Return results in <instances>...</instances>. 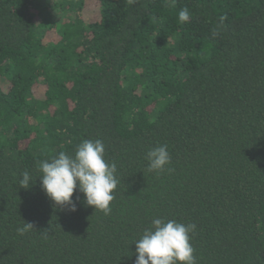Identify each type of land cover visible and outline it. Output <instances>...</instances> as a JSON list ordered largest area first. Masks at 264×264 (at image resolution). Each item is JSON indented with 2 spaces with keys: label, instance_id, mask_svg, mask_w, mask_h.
I'll list each match as a JSON object with an SVG mask.
<instances>
[{
  "label": "trees",
  "instance_id": "trees-1",
  "mask_svg": "<svg viewBox=\"0 0 264 264\" xmlns=\"http://www.w3.org/2000/svg\"><path fill=\"white\" fill-rule=\"evenodd\" d=\"M85 139L117 165L108 215L41 187ZM154 218L196 225V264H264V0H0V264H135Z\"/></svg>",
  "mask_w": 264,
  "mask_h": 264
},
{
  "label": "clouds",
  "instance_id": "clouds-1",
  "mask_svg": "<svg viewBox=\"0 0 264 264\" xmlns=\"http://www.w3.org/2000/svg\"><path fill=\"white\" fill-rule=\"evenodd\" d=\"M190 12L185 7L179 10L178 20L187 23ZM224 18H221V23ZM217 35L213 30L212 36ZM105 145L100 139H85L75 149L73 155L59 152L51 159L38 162L41 173V187L54 204L76 211L73 193L76 190L84 194L85 202L94 206L95 210L110 214V204L114 200V190L117 188V165L104 158ZM148 170L162 173L171 171L166 168L171 163V156L166 145L150 148L147 152ZM33 182L28 171H24L19 185L22 188L31 187ZM79 199V197H77ZM34 226L25 222L17 228L24 235ZM195 224H183L175 220L154 218L151 225L144 229L142 236L135 240V264H196L195 249L190 243V233Z\"/></svg>",
  "mask_w": 264,
  "mask_h": 264
},
{
  "label": "rangeland",
  "instance_id": "rangeland-1",
  "mask_svg": "<svg viewBox=\"0 0 264 264\" xmlns=\"http://www.w3.org/2000/svg\"><path fill=\"white\" fill-rule=\"evenodd\" d=\"M91 13L94 14V11L91 12L88 10V14L86 16H91ZM37 95H40V94H37Z\"/></svg>",
  "mask_w": 264,
  "mask_h": 264
}]
</instances>
